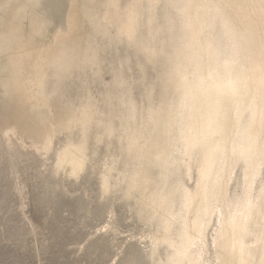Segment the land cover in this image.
Returning <instances> with one entry per match:
<instances>
[{
  "label": "clouds",
  "instance_id": "1",
  "mask_svg": "<svg viewBox=\"0 0 264 264\" xmlns=\"http://www.w3.org/2000/svg\"><path fill=\"white\" fill-rule=\"evenodd\" d=\"M0 139L103 264H264V0H0Z\"/></svg>",
  "mask_w": 264,
  "mask_h": 264
},
{
  "label": "rangeland",
  "instance_id": "2",
  "mask_svg": "<svg viewBox=\"0 0 264 264\" xmlns=\"http://www.w3.org/2000/svg\"><path fill=\"white\" fill-rule=\"evenodd\" d=\"M73 192L46 183L28 145L0 139V264H103L107 225Z\"/></svg>",
  "mask_w": 264,
  "mask_h": 264
}]
</instances>
